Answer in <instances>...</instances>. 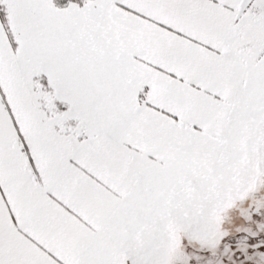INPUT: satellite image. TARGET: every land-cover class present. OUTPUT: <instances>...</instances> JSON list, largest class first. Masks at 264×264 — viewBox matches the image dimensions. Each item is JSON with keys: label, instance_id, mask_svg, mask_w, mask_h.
I'll return each instance as SVG.
<instances>
[{"label": "snow or ice", "instance_id": "6c2138e0", "mask_svg": "<svg viewBox=\"0 0 264 264\" xmlns=\"http://www.w3.org/2000/svg\"><path fill=\"white\" fill-rule=\"evenodd\" d=\"M0 264H264V0H0Z\"/></svg>", "mask_w": 264, "mask_h": 264}]
</instances>
